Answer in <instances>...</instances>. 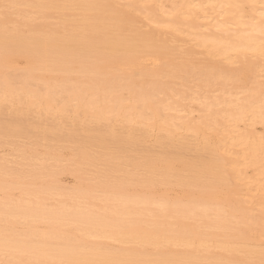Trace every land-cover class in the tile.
I'll list each match as a JSON object with an SVG mask.
<instances>
[{
	"label": "bare ground",
	"instance_id": "6f19581e",
	"mask_svg": "<svg viewBox=\"0 0 264 264\" xmlns=\"http://www.w3.org/2000/svg\"><path fill=\"white\" fill-rule=\"evenodd\" d=\"M165 2L169 4L167 10L162 6ZM20 4H28L35 15L42 17L51 11L68 16L78 9L81 19H67L71 31L62 36L36 34L35 30L24 35L0 26V109L10 107L11 115H16L11 123L0 122V136L8 140L41 136L44 141L51 138L55 142L79 144L74 147V162L68 166L54 159L60 166L56 167L48 161L49 157L35 164L33 153L21 147L16 150L21 157L17 165L29 167L27 172L23 171L25 167H8L11 162L0 159V175H4L0 176V264H262L264 249H242L257 261L245 263L233 254L241 248H236L226 233L217 242L213 236L193 231L183 221L198 217L203 227L224 232L230 229V218L236 224L253 222L256 218L252 219L247 212L238 214L233 205L229 213L224 210L231 195L238 191L236 181L247 179L242 166H254L263 180L261 184L255 183V190L262 192L264 219V135L252 132L255 125H262L264 131V83L257 80L264 78V70L260 72L263 76L257 74L258 68H264V0L9 1L13 6L10 8L23 14L18 9ZM133 12L145 13L151 24L160 25L164 18L174 30H193L188 35L190 42L207 49L210 63L207 67L189 63L165 39H156L158 31L143 29L148 24H134ZM191 52L186 55L189 57ZM250 58L262 66L258 67L261 64ZM166 59L164 64L160 62ZM16 61L25 64L19 77L6 71ZM164 71L167 78H171L172 72H181L184 83L205 87L218 83L223 94L215 99L201 95L202 99L197 100L203 105L202 118L210 121L206 126L182 123L184 128L202 136L209 134L213 125L216 127L211 133L213 139L197 142L194 160L186 161L181 171L173 166L178 155L169 157L171 152L166 153V147L172 146V133L163 131L167 135L155 138L162 150L154 159L146 150L139 157L125 155L126 146L136 147L147 137V131L136 135L138 127L162 131L169 116L167 111H183L178 104L156 96L168 83L158 79ZM72 72L90 75L89 84L69 85L67 77ZM244 72L253 76L254 88L241 100L232 97L227 86L228 82H237L238 75ZM45 73L48 79H42ZM122 90L127 92L123 94ZM208 99L213 100L208 103ZM19 104L24 108L19 109ZM219 105L227 110L217 123L215 107ZM18 114L25 119L36 114L41 123L39 131L30 129L36 124L21 121ZM51 114L55 115V123L48 128L45 122L52 118L48 117ZM87 121L94 125L92 129H84ZM246 121L250 124H244V130L239 131L236 125ZM116 122L121 124V131L112 127ZM68 124L70 129L63 133L61 130ZM76 136H80L79 140H75ZM178 142L177 149L187 147L184 138H178ZM37 143L35 139L33 146ZM232 147L240 148L237 153L243 162L223 156L222 152L225 156L233 154ZM223 159L230 161L223 163ZM64 171L77 172L80 179L93 182L83 191L87 194L104 189V200L110 197L113 207L94 213L78 204L67 207L61 200L54 207H46L42 195L49 191L60 194V186L53 177ZM47 177L51 183L45 186L43 181ZM135 183L143 185L149 195L141 196L130 189ZM174 185L183 188L181 199L170 200L164 190L154 189ZM218 189L225 190L219 202L214 193ZM15 190L16 198L12 195ZM85 193L73 192L72 199ZM145 212L176 219L180 229L175 232L165 226H147L142 220ZM34 224L45 225L47 231H34ZM66 227L72 228L74 234L65 236L59 232ZM239 239L245 243L247 236ZM211 244L230 252V257L209 252ZM175 246L184 250H176ZM164 247L167 250H162ZM199 248L206 255L199 254Z\"/></svg>",
	"mask_w": 264,
	"mask_h": 264
},
{
	"label": "rangeland",
	"instance_id": "374dc122",
	"mask_svg": "<svg viewBox=\"0 0 264 264\" xmlns=\"http://www.w3.org/2000/svg\"><path fill=\"white\" fill-rule=\"evenodd\" d=\"M9 1L10 0H0V26L5 27L8 30H17L19 33H22L24 35L31 34L35 30L34 33L36 34L43 33L46 35L53 34L56 36H62L63 34H66L71 31V27L68 25V22H66L67 19H71V18H77L78 20L81 19V15H80L81 12L78 9H74L72 12H70L68 14L69 17L62 16L59 13H56V11H51L46 15V17H42L40 15H35L32 12V10L29 8L28 4H20L18 6V9L24 12L23 14H21V13L16 12L17 11L16 9L5 7L6 5H9ZM23 1L27 2V1H32V0H23ZM119 3L122 4L123 2L119 1ZM162 6H163V9L165 10L169 8V4L166 2L163 3ZM132 14L135 20L134 24L139 25L140 27H144V25L148 24V27L143 28V29H145L146 31H155V32L158 31V35L156 39H162V40L165 39L167 45L173 47L174 49L177 48V53L183 59L188 60L189 63H193V65H198V66H203V67H207V65L210 63V57L207 56L206 54L207 49H204L203 47H196L194 43L190 42L192 38L191 36L188 37V35L192 34L194 32L193 30L185 28V27H179V28L175 27L176 30H174L172 29L171 26H169L167 21H165L166 19L164 18H162L163 19L161 20L162 24L160 25L151 24L147 21L146 19L147 17L145 13L133 12ZM233 29H236V28L234 27ZM208 44H209L208 42L205 43V45H208ZM189 51H192L191 52L192 55L190 54L188 57V55L186 54L189 53ZM185 55L187 57H185ZM185 60L183 61L184 63L187 64V61ZM250 60L252 62H257V64H261V62L257 61L254 58H250ZM166 61L167 59L162 60L160 62L164 64ZM225 66L227 67L228 65H225ZM260 66H262V64L258 65V67ZM24 67H25V64L22 61H16L14 65L9 64L8 67H6V71L8 74H14L16 75V77H19L18 75L22 74ZM233 67H237V65ZM263 70L264 68H258L257 74H259ZM170 74H171L170 75L171 78H167L165 71L162 72L158 76V79L164 80V81L166 80V82L168 83L166 84V86H162L159 89V93L156 94V96H158L159 99L169 100L173 105L175 104V106H177L178 104L180 106L179 108H181V110L183 111H180V113H177L178 110L167 111L165 114H168L169 116L166 117L167 123L163 124L162 127L164 128V130L162 131H157L151 128L147 129L145 128L144 125H143L144 127L143 126L141 127L142 130L141 128L138 127L137 128L138 130L136 129L137 132L135 131L136 135L138 136L147 131L146 133L148 134L145 133L146 134L145 136L147 137H144L145 140L143 141L141 139L140 142L137 143L136 147L130 148L129 146H126L125 155H127V157L129 158L132 156L139 157L144 152L145 153L148 152L149 155L148 154L147 155L150 156L152 159H154L157 157V155L158 156L160 155L158 152L162 150V146L157 141H155L156 140L155 138L161 135L163 136L167 135L166 133H172L173 135L172 146H170L171 148L166 147V151H167L166 153H168L169 151L171 152V154L172 153L173 154L171 155L169 153L168 155L167 154L166 155L169 157L173 155L175 156V154L178 155V156L176 155L177 160L175 161L173 166L176 168L177 171H181L182 166L184 165L186 161L191 162L194 160L193 158H195L196 153H197L195 151L196 150L195 145L197 144V142H202L208 138L213 139V135L211 133H213V129L216 127L215 125H213L212 126L213 129L210 131V133L206 134L205 136H202L201 134L195 135L192 129L184 128L183 127L184 125H182V123H187L190 126L197 125L200 128H203V126H206L205 123L207 124L210 121L202 118L203 105L199 104L197 100L202 99L201 95H204L203 97L209 96L215 99L216 97L217 98L222 97L223 94H222V91L220 90V86L218 83H215L214 85L209 86V87H205V86H200L196 83H184L182 80L183 75L179 71H175ZM260 74L261 76H263L262 73ZM41 77L42 79H48L49 75L45 73V74H42ZM238 77H239V80L235 82L234 84L228 82L229 86H227V89L230 90V95L232 97L237 96L242 100L245 98V96H247L249 91H252V89L254 88V83L252 81L253 76L248 72H244V73H240ZM67 78L69 80V85H74L75 83H78L83 86L88 85L91 79L90 75H79V74H76V72L70 73ZM257 80L264 83V78H260ZM126 92H127L126 90H122L121 93L125 94ZM212 100H209L208 103H211ZM26 102L28 106L31 105V99H28ZM6 106H10V105H6ZM18 107L19 109L24 108V106L21 104H19ZM9 108L10 107H4L2 108L3 110L0 109L2 112V113L0 112V122H2V124L11 123L12 122L11 119L16 117L15 113L11 115L12 112L10 111ZM226 110L227 108L223 107L222 105L215 107V111L217 112L215 116V120L217 121V123H220L221 121L220 116L224 115V112ZM20 115L18 114L19 119H21V121L26 120L27 124L35 123L37 125V127L36 125L34 126L31 125L32 127H30V129L33 128V131L35 132L39 131L40 127H38V125H40L41 123H39V120L37 121L38 118L37 119L35 118L36 114L34 115L31 114L30 116L27 117V119L23 118L24 115H22V117H20ZM53 116L52 114L51 116H48L49 118L50 117L53 118V119L52 118L49 119L50 122L48 120L46 122L43 121L46 123L47 126L49 125L48 128H50V125L52 126L53 123H55V117ZM47 122L49 124H47ZM67 122L69 121L67 120ZM189 122L191 123L189 124ZM45 123H42L43 126L45 125ZM244 124L249 125L250 123L246 121L245 123H239L238 125H236L238 126L239 131L244 130L243 129ZM86 125L87 126L89 125L88 129ZM86 125L84 124V127L86 126L84 129L86 130L92 129L94 127V125L88 121L86 122ZM112 125H113L112 127L115 128L116 131H119L121 128V124L119 122H116ZM100 126L102 128L105 127L104 124ZM69 129H70V126L68 124L61 131H63V133H66L67 130ZM246 129L251 130L250 128H246ZM163 131H165L166 133ZM252 132L258 136L264 135V131L262 130V125H255L253 127ZM36 134L37 133H35V135ZM78 134L82 135L81 131H79ZM224 136L225 135H222V137ZM79 137L76 136L75 140L76 139L79 140ZM178 138H184L186 140V142L188 143L186 148L177 149L178 148L177 145H179L177 144L179 143ZM35 139H37L38 143L37 145L33 146V142L35 141ZM6 140L8 139L0 136V159H2L3 161L4 160H7L8 162L10 161L11 163L8 164L9 165L8 167H11L14 169H16V167L17 169L20 167L19 168L20 170H23L25 166L21 167V165H17L18 162L21 163L20 162L21 157H19V153L16 151L18 147H21V149H25V151L27 152L31 151V153H33L34 155L35 161L33 163L35 164L41 162L46 157H49L51 158V160H48L49 162H54L56 164V167H60L59 164L55 162L54 159H60V161H62L61 163L62 165H67V166L70 165L71 161L74 162V159H75L74 155H75L76 149H74V147H76L79 144L77 142L75 143L74 142H71V143L55 142L51 140V138L44 141L41 139V136L34 138V139L32 137L31 138H25V137L18 138L17 137L13 139L9 138L8 141L12 142L11 144L13 145L11 144L8 145L7 144L8 141ZM190 147L192 148V151L191 149H189ZM231 149L235 151L234 153L232 152L233 154L225 156L224 152H222L223 156L227 159H232V160H234L235 158H238L239 162H243L242 157L240 156V153H237V151H239L240 148L232 147ZM178 150L180 151V154L182 153V155L178 154L179 153ZM155 154H156V157H155ZM127 157L126 159H129ZM229 161L230 160H226V159L222 160L223 163H228ZM26 168L28 169L29 167H25V170H23L24 172H27ZM240 169L241 170L243 169V174H245V177L247 179H245L244 181H239V183L236 181V184L238 185V191L237 193L231 195L230 202L226 203L224 210L227 213H229L232 209L231 205H233L234 208L236 209L238 208L239 210V211L237 210L238 214H240L241 212H247L251 218L252 217L256 218V219L252 218L253 222H248L247 224L246 223L236 224L235 220L230 218L229 219L231 221L229 223L230 229L225 230V232L216 230L213 228L203 227L198 217H195L193 219H186L183 221V224L187 225L189 228H191L195 232H199L203 235H210V236L215 237V240L217 242L223 240L224 233H226L229 239L234 243V246L236 248L239 247V249L241 248V251L237 250L233 254L236 257L241 258L245 263H252V262H257L256 259L253 256L252 257L246 256L242 252V249H249L251 251L252 250L255 251L257 249H264V219H262V213H261L262 211L261 202L263 203V201L260 200L262 192L260 193L259 191L255 190V186H256L255 183L257 182L261 184L263 180L261 177L257 175L254 166H248V167L242 166L240 167ZM139 173H142V172H139ZM0 176L4 177V175H0ZM79 177H80L79 173L71 172V171H68V172L64 171V172H60L56 174L53 177V179L60 186V194L56 195L54 194L56 193L55 191H49V193L42 195V200H43L42 202L46 205V207L51 208V207L56 206L57 202L61 200L66 203L67 207L78 204L80 208L89 210L94 213H98V212L102 213L103 211H108L109 209L113 207L114 202L111 200L110 197L108 198L107 201L104 200L105 194H106V191L104 189L97 188V193H95L96 190H94V192L90 194H87L88 192L86 193L83 192L85 191V188L87 187V185L92 184L93 182L88 183V180H86L85 178L80 179ZM43 183H45V186H48L51 183V178H48V177L45 178ZM130 189L135 190L136 193H138L141 196L149 195L147 189L143 185H139L137 183H135L134 186L130 187ZM154 189L164 190L167 194V197L170 198V200H178L184 197L183 188L176 186V185L172 187H159V188L154 186ZM73 192H75V194H78V193H85V194L80 196L79 199L76 198L77 200H73L72 199ZM214 193L216 195L217 201L219 202L221 199V196L225 193V190L218 189V190H215ZM12 195L14 198L18 197V191L16 190L13 191ZM142 220H144L147 226L155 225L159 228H163L162 226H165L167 229L175 231V232H177L180 229V225H179L180 221H177L176 219H172L168 217L151 216L147 212L144 213ZM32 227H33L32 229L36 232L47 231V227L43 224H34ZM59 232L65 236H71L74 234L73 229L70 227L62 228ZM240 236L241 237L247 236V241L245 243L242 242V240L239 239ZM211 245L213 247L209 250V252L218 254L223 258L230 257V254H231L230 252L220 250L219 248H214L215 245L213 244ZM174 249L184 250L182 247H176V246L174 247ZM162 250H167V248L164 247L162 248ZM189 250L193 251L192 249H189ZM198 250L199 252H201L199 254L206 255V252H204L203 248H199Z\"/></svg>",
	"mask_w": 264,
	"mask_h": 264
},
{
	"label": "snow or ice",
	"instance_id": "6c2138e0",
	"mask_svg": "<svg viewBox=\"0 0 264 264\" xmlns=\"http://www.w3.org/2000/svg\"><path fill=\"white\" fill-rule=\"evenodd\" d=\"M5 7L7 8V7H13V6L12 5H6ZM262 264H264V262H262Z\"/></svg>",
	"mask_w": 264,
	"mask_h": 264
}]
</instances>
